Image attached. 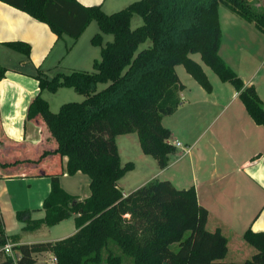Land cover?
Listing matches in <instances>:
<instances>
[{"label":"trees","instance_id":"16d2710c","mask_svg":"<svg viewBox=\"0 0 264 264\" xmlns=\"http://www.w3.org/2000/svg\"><path fill=\"white\" fill-rule=\"evenodd\" d=\"M1 1L47 23L58 37L68 35L76 40L96 21L100 32L91 43L100 46L101 56L94 59L92 70L36 76L39 92L29 103L26 118L44 121L54 138L47 136L53 148H44L34 160L0 158V166L5 168L21 162L33 165L48 155L57 161L66 156L69 175L87 174L90 193L80 198L62 187V170L45 173L51 179L42 206L45 214L28 219L24 226L25 231H36L74 217L76 230L53 241L16 243V235L5 233L0 213V246L10 241L20 252L16 261L7 254L0 264H35L43 252L52 253L54 264H123L125 256L133 264H213L223 260L228 239L220 228L207 229L209 211L199 203L193 186L178 188L169 179H151L123 192L119 179L133 168V162L122 163L116 138L137 133L144 153L155 157L160 168L169 164L177 146L169 141L171 131L162 119L176 111L185 88L176 66L183 65L207 91L213 87L202 65L191 57L194 53L239 91L250 116L264 125V102L255 85H246L219 53L220 5L263 33L264 7L251 0H135L107 13L101 4L86 5L79 0ZM134 15H140L143 22L133 28ZM104 34H112L113 39L104 43ZM147 40L150 44L140 48ZM6 45L30 57L28 42L14 40ZM6 71L0 64V78ZM99 83L105 84L100 90ZM60 87H71L85 98L63 103L54 112L42 92H56ZM25 212L19 210L18 218L22 220ZM243 237L255 248L245 263L264 264V232L248 228ZM174 243H178L177 250L172 248Z\"/></svg>","mask_w":264,"mask_h":264},{"label":"crops","instance_id":"0c3cea01","mask_svg":"<svg viewBox=\"0 0 264 264\" xmlns=\"http://www.w3.org/2000/svg\"><path fill=\"white\" fill-rule=\"evenodd\" d=\"M79 1L86 5L101 4L105 12L111 13L135 0ZM219 17L221 57L246 85H255L264 102V33L229 8L221 11L219 7ZM81 36L61 45L67 39L65 35L58 37L47 23L0 0V64L7 68L5 77L0 78L1 159L10 162L16 158L39 159L44 148H53L47 142L48 133L42 120H27L26 112L39 92L36 76L41 72L47 77L57 73L66 57L78 49ZM14 40L30 44V57L6 45ZM96 54L74 59L78 66L72 68L87 70L86 64L90 60L93 63ZM6 57L15 63L3 61ZM176 71L181 82H186L185 91L180 92L181 104L176 111L164 116L162 122L171 131L169 141L173 144L179 141L182 146H177L169 164L160 168L155 157L143 152L137 133L117 136L122 163L133 162V168L119 179V186L124 193L151 179H169L178 188L193 186L199 203L209 211L207 229L220 228L228 239L226 257L213 264H246L255 248L244 240V232L248 228L264 232V125L250 116L231 83L208 76L213 85L209 92L195 79L198 84L189 80L191 74L179 73L177 66ZM66 167V156L57 161L53 155L33 165L21 162L0 166V213L5 233L16 235V243L60 239L42 237L45 231H50L47 226L36 231L24 230L28 219L42 218L45 214L43 201L51 189V179L45 173L62 170L60 183L64 189L80 198L89 195L90 178L81 172L69 175ZM39 172L43 174L38 175ZM67 186L82 191L74 193ZM19 210H26L22 220L17 216ZM70 218L74 222V217ZM75 230L74 225L67 234ZM1 251L0 246V260L7 255ZM53 257L51 252L40 253L35 264H54Z\"/></svg>","mask_w":264,"mask_h":264},{"label":"rangeland","instance_id":"374dc122","mask_svg":"<svg viewBox=\"0 0 264 264\" xmlns=\"http://www.w3.org/2000/svg\"><path fill=\"white\" fill-rule=\"evenodd\" d=\"M251 1H253L256 4V6L264 7V0H251ZM220 10L221 11L227 10V8L225 7L224 4H221L220 5ZM142 22H143V20H142L140 15H134L133 18H132V24L131 25L134 28V27L139 26ZM88 27L89 28H87L85 30V32L82 34V36H81V39L79 41L78 49L73 51V53H71V56L66 57L65 61L61 64V66H60V68H59V70L57 72H59V71H65V72L72 71L73 70V68H72L73 66H78L77 64L73 63L74 59H76V60L85 59V56H87L89 54H90L89 56H91V55H94L95 53H97L95 58H98V59L100 58V56H101V52H100L101 48H100V46H96V49H94L93 44L90 43L91 38L96 33L100 32L99 26H98L96 21H93L90 24V26H88ZM65 36H66L65 38H67V39L64 40V41L62 40L61 43H60L61 45H66V43H65L66 41L67 42H71V40H72V38L70 36H68V35H65ZM88 36H89V38H88ZM104 36H105L104 43L106 41H109V40L113 39V35L112 34H104ZM85 38H86V42H85ZM149 44H150V40H147L146 42L141 44L140 48L146 47ZM79 50H80V52H79ZM91 50H94V52H91ZM191 57L202 65V67L204 68V70L206 71L208 76H210L212 78H215L217 80H220L218 75L216 74V72L211 67H209L206 63H204L202 61L201 56H200L199 53H194V54L191 55ZM2 59H4L3 61H5L6 63H10V64L15 63L14 61L8 60L7 57H6L7 60H5V58H2ZM94 59H93V61H94ZM81 65H83V63H81ZM177 67H178L179 73H180V71H182L187 76H190L183 65H178ZM86 69L87 70H92L93 69V63L91 62V60H90L89 64H86ZM183 73L180 74V75H182L181 76L182 79H185L184 76H183ZM55 74H54V72H52V73L49 74V76L53 77ZM42 75H45V74L42 73ZM189 78H190L189 80H192V82H194V84H198V83H196V81L194 80L193 77H189ZM185 83L186 82H184V84ZM104 86H105L104 83H99L98 84V89L100 90ZM184 91H185V89H184ZM42 96L46 100H48V102L50 104V109L52 111H54V112L59 111V109H60V107H61V105L63 103L70 102V101H82L85 98V96L83 94L75 91L71 87H60L56 92H51L49 90H44L42 92ZM165 120L167 121V117H165ZM166 121H164V123ZM42 122H43V125L46 128V132L52 137L47 125L44 123V121H42ZM53 140H54V138H53ZM83 175L86 176V178L89 179V176L87 174L83 173ZM67 187H69L72 191H74V193H78V191L79 192L82 191L81 188L78 189L76 186H67ZM74 225H75V222H73V219L70 218V219L64 220L62 222L57 223L54 227H50V229H47V230H50V231H45V233L42 234V237H47V238L60 237V238H63L65 236H68V235L72 234V233H70V234H67V233H69L71 231V229L74 228ZM65 234H67V235H65ZM62 235H65V236H62ZM178 247H179L178 243H174L172 245V248L174 250H177ZM115 251L117 253H120L119 249H116ZM123 264H133V262H132L130 257L125 256Z\"/></svg>","mask_w":264,"mask_h":264},{"label":"built area","instance_id":"2783aa9c","mask_svg":"<svg viewBox=\"0 0 264 264\" xmlns=\"http://www.w3.org/2000/svg\"><path fill=\"white\" fill-rule=\"evenodd\" d=\"M176 146H182V143L177 141ZM13 243L10 241H7L3 246L2 249L5 251L6 254H8L9 256H11L13 258V260H17L18 256L16 251L12 248ZM53 261L56 262V258L53 257Z\"/></svg>","mask_w":264,"mask_h":264},{"label":"water","instance_id":"95a60500","mask_svg":"<svg viewBox=\"0 0 264 264\" xmlns=\"http://www.w3.org/2000/svg\"><path fill=\"white\" fill-rule=\"evenodd\" d=\"M16 253H17V256L19 257L20 256V252L19 251H16ZM163 264H171V263L165 261V262H163Z\"/></svg>","mask_w":264,"mask_h":264}]
</instances>
